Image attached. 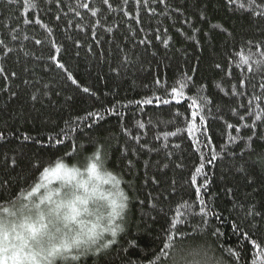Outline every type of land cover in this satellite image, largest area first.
Here are the masks:
<instances>
[{"label": "trees", "instance_id": "obj_1", "mask_svg": "<svg viewBox=\"0 0 264 264\" xmlns=\"http://www.w3.org/2000/svg\"><path fill=\"white\" fill-rule=\"evenodd\" d=\"M262 85L264 0H0V209L61 164L127 199L58 264H264Z\"/></svg>", "mask_w": 264, "mask_h": 264}, {"label": "snow or ice", "instance_id": "obj_2", "mask_svg": "<svg viewBox=\"0 0 264 264\" xmlns=\"http://www.w3.org/2000/svg\"><path fill=\"white\" fill-rule=\"evenodd\" d=\"M104 3H108V0H104ZM83 7H87V5H83ZM95 14V13H93ZM39 43V41H37ZM55 59V57H53ZM258 63H261L258 61ZM60 68H63V64L57 65ZM219 67V65H217ZM68 79L72 80V83H76V81L73 79L71 74L68 75ZM241 83H244L241 81ZM264 87V85H262ZM85 92H88L89 90L87 88L84 89ZM176 89H173V92H175ZM33 99H36V97H33ZM146 103H151V101H146ZM164 103H168L165 101ZM92 114L89 113V116ZM140 127H143V125H139ZM191 130V127L190 129ZM261 139H264V137H261ZM215 159V157H213ZM211 161H209L210 163ZM102 164V161H97L94 163H90L88 165V171L95 175L97 173L98 166ZM200 169H197L199 171ZM44 173L46 174L48 172L47 168H44ZM56 171L60 172L63 171V174L69 178V180L73 179L75 176V169H66L63 168V165L57 164L56 165ZM110 179L115 182L116 185H119V180L116 179L115 176L110 175ZM83 186V185H81ZM33 191H35V188H33ZM87 191V189H85ZM116 195L120 198L119 201L117 199H112L110 201L111 204V212L108 214V220L107 224L108 227L101 228L100 225L94 226L93 230L90 233L89 242L85 245L84 249L79 252V255H84L86 251L92 250L95 248V251H100V247H107L108 244H103L100 247L97 246L98 239L101 238L103 232H111V235L113 237L116 236L117 231L119 230V224H114V221L117 217L121 216L122 211L125 208V204L123 201L127 199V197L124 196V193L121 191H117ZM88 197L86 196H79L77 195L75 197V200L70 202V207L72 209L73 215L71 216L72 220H75L76 215L79 213V209L77 208L76 202L78 201L81 204L87 203ZM65 201H61L59 203L55 204V207L49 209L50 212L55 211L57 215L60 212L61 207ZM87 211V209H84ZM68 217H65V220H67ZM48 226L49 221L47 224L44 223V215L39 214L38 219L33 222L29 218H25L22 220L19 227L15 223H13L12 228L9 230L5 227V223H0V264H41V261L37 259V257H42L45 261L51 258H56L58 254H61V252H66L67 250L71 249L69 245L63 244V245H53L50 249L44 250L42 247L37 250L34 245L39 246L46 234H48ZM97 227L100 229L97 231ZM108 243H112V241H108ZM165 248L167 245L164 246ZM161 253L163 255H168L167 252H164V249H161ZM61 257V255L59 256ZM62 258V257H61Z\"/></svg>", "mask_w": 264, "mask_h": 264}, {"label": "rangeland", "instance_id": "obj_3", "mask_svg": "<svg viewBox=\"0 0 264 264\" xmlns=\"http://www.w3.org/2000/svg\"><path fill=\"white\" fill-rule=\"evenodd\" d=\"M63 168L71 169L69 166L65 165H63ZM73 185H75L77 194H83L88 197L87 203L82 205V208L87 209V211H82L81 216H88L92 222H98L101 228L108 227V214L111 212L110 201L113 198L103 195L102 192L97 189V186L100 185V181L89 176L84 178L78 177L76 173L74 178L69 180V178L63 174V171H56V165L50 168L46 174L44 173L39 183L34 186L35 191L32 189L28 194L23 196L17 204L0 209V223H6L9 220L15 222L17 219L23 220L25 218H29L35 222L38 219V215L43 214L44 223L47 224L48 210L55 207L56 203L61 202L65 189L71 188ZM85 189H87V191H85ZM33 213L36 214L35 218H33ZM123 214L124 210L121 216L116 218L114 224H118ZM99 230L100 229H98V231ZM109 236H111V232H103L101 238L97 241V246L101 242L106 243ZM80 251V249H69L66 252H62V258H56L55 264L63 260L76 259L82 256L79 255ZM41 264H44L42 257Z\"/></svg>", "mask_w": 264, "mask_h": 264}, {"label": "clouds", "instance_id": "obj_4", "mask_svg": "<svg viewBox=\"0 0 264 264\" xmlns=\"http://www.w3.org/2000/svg\"><path fill=\"white\" fill-rule=\"evenodd\" d=\"M85 196L83 194H77L75 191V185L71 188H66L63 193V201L65 203L60 209L59 214L55 211L50 212L48 210V234H46L39 246L34 245V247L39 250L42 247L44 250L50 249L53 245H63L67 244L71 249H80L81 251L84 249L85 245L89 242L90 233L93 230L94 226L99 225L98 222H92L88 216H81V212H86L84 208H82L81 203L76 202L77 208L80 210L76 215L75 220L71 219L73 215L72 209L70 207V202L75 200V197ZM87 197V196H86ZM36 214L33 213V218H35ZM65 217H68L65 220ZM22 220L17 219L15 222L9 220L5 223V227L7 229H11L13 223L19 227ZM97 227V231H98ZM62 254V252H61ZM61 254H58L56 258H58ZM56 258H51L47 261L43 259L44 264H55ZM41 261V257H37Z\"/></svg>", "mask_w": 264, "mask_h": 264}]
</instances>
